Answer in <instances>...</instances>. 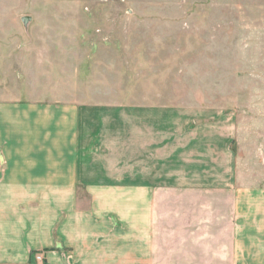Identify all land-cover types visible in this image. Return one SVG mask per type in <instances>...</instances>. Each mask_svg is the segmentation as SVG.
Here are the masks:
<instances>
[{"label":"rangeland","instance_id":"obj_1","mask_svg":"<svg viewBox=\"0 0 264 264\" xmlns=\"http://www.w3.org/2000/svg\"><path fill=\"white\" fill-rule=\"evenodd\" d=\"M10 88L87 104L109 166L138 171L143 120L163 168L246 166L264 156V0H0Z\"/></svg>","mask_w":264,"mask_h":264},{"label":"crops","instance_id":"obj_2","mask_svg":"<svg viewBox=\"0 0 264 264\" xmlns=\"http://www.w3.org/2000/svg\"><path fill=\"white\" fill-rule=\"evenodd\" d=\"M8 91L0 264H35L32 252L43 264H264V156L198 172L163 168L159 135L143 120L138 171L109 166L114 152L81 123L87 104ZM86 142L96 143L86 151Z\"/></svg>","mask_w":264,"mask_h":264},{"label":"trees","instance_id":"obj_3","mask_svg":"<svg viewBox=\"0 0 264 264\" xmlns=\"http://www.w3.org/2000/svg\"><path fill=\"white\" fill-rule=\"evenodd\" d=\"M33 255H35V252H32V254L30 256H33Z\"/></svg>","mask_w":264,"mask_h":264}]
</instances>
